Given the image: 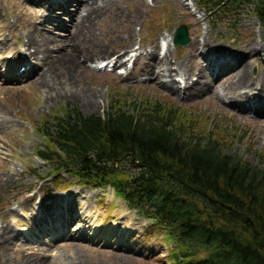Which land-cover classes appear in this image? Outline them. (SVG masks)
<instances>
[{
    "label": "rangeland",
    "instance_id": "1",
    "mask_svg": "<svg viewBox=\"0 0 264 264\" xmlns=\"http://www.w3.org/2000/svg\"><path fill=\"white\" fill-rule=\"evenodd\" d=\"M114 1L122 11L102 14L91 27L93 35L90 31L85 41L83 36L77 43L93 46L92 52L98 50L99 43L111 51L87 60L68 84L66 80L77 72V63L70 61L74 57L72 42L68 47L65 41L53 45V56L46 63L37 56L24 61L23 72L31 68L24 77L14 75L20 68L7 70L4 65L26 59L28 51L23 42L28 31L37 36L52 32L62 40L67 38L73 31L71 27L62 29L56 24L75 19L74 7H68L70 13L66 15L55 12L51 0L52 9L43 0H0V59H6L0 63V264H173L174 242L162 228L127 207L111 185L97 188L64 173L53 175L48 162L37 156V150L46 145L39 131L67 107H76L84 115L104 117L111 105H122L138 114L144 107L159 104L166 111L178 112L176 120L188 129L185 136H198L204 142L220 141L225 152L264 169V116L251 111L241 116L228 104L217 105L212 99L207 101L206 96L190 99L175 95L142 71L144 61L139 60L135 66V59H130L151 51L157 42L156 54L163 57L162 40L169 41V35L174 36L179 25L185 24L191 41L179 47L169 44L172 63L184 61L197 66L192 44L198 40L223 46L235 55L233 63L236 56L247 51L251 38L264 45L260 20L249 8H240L239 21L233 27V11L222 17L210 15L202 5L196 9L189 5L195 0ZM138 9L142 10L141 17L133 25L126 16ZM132 27V38L122 35ZM119 35L121 40L115 38ZM120 50L126 51L122 61H131L134 66L129 76L95 68L99 61L109 60ZM9 54H15L14 58H6ZM246 60H250V77H257L264 67V54L260 59L248 56ZM44 71L50 91L38 79ZM229 71L223 68L218 81ZM56 74L58 78L52 81ZM176 81H180L177 76ZM61 85L64 92L57 94ZM222 94L227 102L234 98ZM89 100H95L94 104L90 105ZM44 202L52 205L49 216L42 206ZM115 222L121 231L110 227ZM8 228L18 237L14 244L8 242Z\"/></svg>",
    "mask_w": 264,
    "mask_h": 264
},
{
    "label": "trees",
    "instance_id": "2",
    "mask_svg": "<svg viewBox=\"0 0 264 264\" xmlns=\"http://www.w3.org/2000/svg\"><path fill=\"white\" fill-rule=\"evenodd\" d=\"M211 13L249 7L264 25V0H198ZM121 106V107H120ZM105 116L76 107L55 114L37 154L83 185L111 184L138 214L167 230L173 264H264V169L217 140L185 136L176 110L159 104Z\"/></svg>",
    "mask_w": 264,
    "mask_h": 264
},
{
    "label": "bare ground",
    "instance_id": "3",
    "mask_svg": "<svg viewBox=\"0 0 264 264\" xmlns=\"http://www.w3.org/2000/svg\"><path fill=\"white\" fill-rule=\"evenodd\" d=\"M43 1L47 3L48 9H52V6L48 2L49 0ZM142 1L145 3V0ZM51 2L55 6L54 10L57 9L55 12H60L66 15L70 13V9L68 7H74L73 11L75 10L76 12L75 19L69 21L68 24L60 21H57V23H60L59 26L56 24L57 27L62 29L69 25L73 30L71 34L62 40L52 32L37 36L33 32L28 31L25 34L26 39L23 42V45L27 47L28 51L26 59L23 61L20 59L18 61H13L6 66L9 70L19 69L20 64L23 65L26 60L30 61L32 56H37L41 58L44 63H46L47 59L53 56L50 54V52H52L51 47L53 45H58L62 43L61 41H65L64 43L68 47L69 44H71L70 42H72V44H75L73 48H71V50H74V57L72 56L73 58H71L70 61L72 63H77L75 69L77 72L66 80V82L70 84L71 81L75 79L74 77L77 76L78 71L82 69L83 65H85L87 60L93 58L94 56L96 57V55H107L111 51L110 48L106 47V45L99 43L98 46H96L99 47L98 50L92 52L91 50L94 48H91L93 46H89L86 43H77L83 36L85 41L87 36L86 33L91 31V36L93 35L91 27L100 20L99 17L102 14H107L110 11L121 12L122 10L119 11L120 9L115 7L114 0H103L101 3L99 0H51ZM74 2L77 4H74ZM131 5L135 6L134 3ZM140 10L141 9H138V11L133 12L132 15L126 16L127 20L131 21L133 25L134 21L139 20L141 17L142 10ZM35 28L39 31L38 26H35ZM133 31V27L128 28L122 32V35L124 36L125 34H128L129 38H132ZM122 35L116 36L115 38L121 40L123 38ZM169 38L173 40V35L170 34ZM247 43H249L245 48L247 51H243L240 57L236 56V61L233 63L232 59L235 55L232 52H229L221 45L211 46L207 40H203L202 42L199 40L194 41L192 44L194 48V52L192 53L195 54L194 56L197 55L196 58L198 65L196 64L197 66L195 67L194 65L184 61H175V63H172V59L169 58L170 48L167 49L166 54L163 57L158 56L156 54V51L159 48L158 42L155 46H151V51L137 54L135 57V63L139 60L144 61L142 64V71L154 78V81L158 82L164 89L169 90L175 95H183L190 99L197 98L199 96H203L205 98L206 96L207 101L208 99H212V102L217 105L226 106L228 104L232 110H237L241 116H244L249 111L254 112V115L264 116V67L262 72L257 77H250V60H246L248 56H251L254 59H260L261 55L264 54V45L257 42L255 38H251ZM145 46L146 45H144V47ZM140 48H142V44L140 45ZM125 52L126 51L120 50L113 54L114 56L112 55V57L115 58V68H117L118 65H126V62L122 61V55ZM19 55L21 56V54ZM107 58H110V55ZM102 61L106 60H101L98 63H101ZM3 62L0 59V63ZM226 63H232V66H226ZM52 66L49 67L47 70L48 72L51 71ZM223 68L230 71L224 75L223 80L219 82L218 78L221 77L220 75L223 73ZM27 74V69L24 72L16 71L14 73V75L18 77H24ZM45 75L46 72L41 74L39 78L35 77V79H41L42 87H47L48 91H50L51 88ZM62 75L59 77L62 78ZM176 76L180 78V81H176ZM56 77L58 78L57 74L55 78L51 77V80L55 81ZM244 88H246V90L242 91ZM63 89L64 87L61 85V89L58 90L57 94L63 93ZM222 92L232 94L234 98L227 102L224 99ZM97 94L98 92H95V95ZM85 96L86 95H84V97ZM89 101V104L92 105L95 100ZM238 113L235 112L234 114L239 115ZM262 120H264V118ZM42 206L48 213L47 216H49L52 210V205L44 202ZM116 225L117 222H115V225H111L110 227L114 228L117 232L121 231L119 228L115 227ZM6 235L8 242L12 244H14L18 238L17 235H14L13 232L9 230V228Z\"/></svg>",
    "mask_w": 264,
    "mask_h": 264
},
{
    "label": "water",
    "instance_id": "4",
    "mask_svg": "<svg viewBox=\"0 0 264 264\" xmlns=\"http://www.w3.org/2000/svg\"><path fill=\"white\" fill-rule=\"evenodd\" d=\"M175 43L178 45H187L190 42V38L188 36V30L185 25H181L176 32Z\"/></svg>",
    "mask_w": 264,
    "mask_h": 264
}]
</instances>
